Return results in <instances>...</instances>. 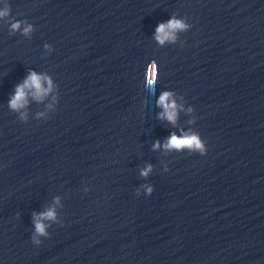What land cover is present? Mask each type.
I'll return each instance as SVG.
<instances>
[{"label": "clouds", "instance_id": "9594fccd", "mask_svg": "<svg viewBox=\"0 0 264 264\" xmlns=\"http://www.w3.org/2000/svg\"><path fill=\"white\" fill-rule=\"evenodd\" d=\"M10 6L5 5L3 10H0V19L7 18L10 15ZM190 28V25L185 23L183 19H177L173 16L166 22L159 23L155 29L154 39L163 45L166 41L175 42L177 39V33L186 31ZM10 32L22 31V34L28 36L33 31V25L27 23L26 21L15 20L10 23ZM50 47L45 45V48ZM151 75V73H147ZM45 82L47 87L44 86ZM152 79H148L147 83L149 85L153 84ZM53 88L52 80L47 75L38 74L35 71H30L28 75L23 79V81L16 85L15 91L9 100V107L13 111H20L24 109L28 104L29 94L36 100H42L47 96ZM159 107L163 109L160 113L161 119H166L173 125L176 124L178 118V105L173 99V93L170 91L163 92L157 101ZM191 111V109H190ZM42 115V114H41ZM21 118L26 119V113L21 112ZM163 147L167 151L176 150L183 151L185 149L189 151L199 152L200 155L207 154V147L199 134L196 133H185L178 136L175 132L171 133L166 139V142L161 145L160 141H157L153 145V150ZM152 171V165H147L140 171L142 177H147ZM167 171V169H166ZM145 194L151 195L154 191L153 186L143 185ZM137 195H140L139 189L136 191ZM56 203H59V198H56ZM53 221L57 220V213L55 207H49L46 211L42 213H33V224L34 233L31 236V240L34 244L39 245L41 240L39 237H48L49 233L46 225L43 221ZM63 226V224H61Z\"/></svg>", "mask_w": 264, "mask_h": 264}]
</instances>
